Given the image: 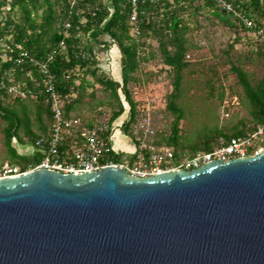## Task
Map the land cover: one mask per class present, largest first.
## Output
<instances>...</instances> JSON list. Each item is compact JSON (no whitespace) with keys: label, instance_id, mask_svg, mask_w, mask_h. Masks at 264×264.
Masks as SVG:
<instances>
[{"label":"water","instance_id":"95a60500","mask_svg":"<svg viewBox=\"0 0 264 264\" xmlns=\"http://www.w3.org/2000/svg\"><path fill=\"white\" fill-rule=\"evenodd\" d=\"M0 264H264V149L152 177L0 179Z\"/></svg>","mask_w":264,"mask_h":264},{"label":"trees","instance_id":"16d2710c","mask_svg":"<svg viewBox=\"0 0 264 264\" xmlns=\"http://www.w3.org/2000/svg\"><path fill=\"white\" fill-rule=\"evenodd\" d=\"M136 1L137 20L136 24H132L130 22L133 10L131 0H107L106 2L102 0H0V13H3L6 9L8 10L6 11L7 17L3 20L0 19V40H4L13 47V58L10 61L2 62L0 56V83L3 81L6 85V88H2L0 85V118L5 122L2 129L3 142L12 159V164L19 166L24 171L41 160L42 155L38 152H34L29 156L17 154L13 142L16 141L22 146L34 148L35 140L39 135L47 132L51 119L49 107L43 101L40 87L36 86L29 77H25V71L30 69L36 80H39V75L28 64L19 66L15 63L14 60L18 55L15 45L21 46L36 61H43L48 54L54 52L53 61L49 64V71L56 76L57 88L60 91H73V83L77 79L75 69L77 67L79 69L86 68L88 70L86 74L95 77L97 82L104 85L105 89L109 90L117 101L118 109L112 113L110 124L123 113V107L117 94L118 87L121 85L130 113L128 120L121 124V129L124 134L130 137L129 126L141 113L135 109V104L131 100L126 86L131 80L132 74L138 69L139 54L146 45L144 38L153 37L160 42L164 64L174 71L173 91L167 104V109L173 113L174 120L170 135L166 139L167 147H172L176 153L184 152L183 147L189 148L190 154L198 151L207 152L216 146L219 139L229 140L246 132L248 128L245 129V125L242 124L241 129L228 135L221 130H217V137L211 138L215 141L213 144L210 140V133L204 136L201 145L196 143L183 145L179 143L178 122L183 117V112L175 101L180 95L181 72L187 65L184 61L186 51L184 44L186 40L183 38L185 26L182 25V14L191 5L185 4L189 0H172V4L168 0ZM222 1L232 4L235 9L250 21H253L255 26L246 28L242 23H239V20H235V23L231 22L229 18L232 15L222 10L214 0H202L201 7L210 8L212 13L221 21L226 22L231 27L237 24L244 31H256L260 26L257 27L255 22L264 24V0ZM201 7L196 8L194 11L197 12ZM87 8H89L88 11ZM82 19L85 21L82 22ZM38 20L40 21L38 22ZM66 24L69 25V28H65ZM261 27L264 34V26ZM135 28L138 31L134 32L136 37H133L130 35V31ZM80 33L89 34L93 41H96L100 35L105 34L117 45L122 55L120 60L121 84L111 79L98 78L95 70L88 69L92 50L91 48L80 49ZM165 37H169V41H164ZM169 45L172 46L173 50L167 49ZM232 70L236 73L245 97L251 106L249 110L251 118L249 120L252 124L250 130H253L264 123V77L251 85L241 69L232 66ZM5 71L14 79L12 84L23 83L24 87L21 89L29 94L26 99H32L30 97L31 93L36 95L35 99L31 101L35 106V119L40 128L39 133L34 132L31 128L26 108L22 104L25 99H14L20 110L2 104L4 99L11 97L7 92V88L11 84L8 83V78L4 76ZM66 76H68V79L65 78ZM72 108L73 104L71 102L65 110L66 114ZM43 117L47 120L45 124L42 121ZM21 127L24 129V135L30 141L29 145L25 144L19 135ZM160 145L157 140L156 146ZM66 146H68V143ZM112 159L114 162L125 160L124 158L120 159L117 154H113Z\"/></svg>","mask_w":264,"mask_h":264},{"label":"rangeland","instance_id":"374dc122","mask_svg":"<svg viewBox=\"0 0 264 264\" xmlns=\"http://www.w3.org/2000/svg\"><path fill=\"white\" fill-rule=\"evenodd\" d=\"M168 1L173 3L172 0ZM201 1H187L185 4H190L191 7L182 14V25L185 26L183 38L186 40L184 61L187 65L181 72L180 95L175 102L183 112V117L178 122L179 143L183 145H201L206 134L210 133L212 140L211 138L217 137V130L228 135L241 129L242 124L245 129H251V106L232 66L241 69L251 85L264 77V34L261 27L264 24L255 22L257 27L260 26L256 31H244L237 24L231 27L215 16L210 8H202ZM198 7L201 9L195 12ZM6 11L8 10L0 13L1 20L7 17ZM229 20L235 23L234 18L230 17ZM135 29L130 31L133 37H136ZM79 36L80 49L92 50L88 69L95 70L98 78L111 79L121 84L122 55L117 45L105 34L100 35L96 41L89 34L80 33ZM168 39L169 37H165L164 41H169ZM144 41L146 45L139 54L138 69L132 74L126 89L135 109L153 119L156 129V135L152 137L153 144L156 145L158 140L160 146H168L166 139L170 135L174 115L167 109V104L173 91L174 71L163 62L159 40L147 37ZM167 49L173 50L171 45ZM86 71V68L75 69L77 79L74 80V88L72 87L73 108L69 114L86 124L100 119L102 113L111 121L112 113L118 109L117 101L104 85L86 74ZM22 84L16 83L21 88L24 87ZM117 94L123 113L112 123L111 143L118 138L129 139L121 129V124L128 120L130 114L121 85ZM32 99L25 98L22 104L26 108L32 130L39 133ZM2 104L20 110L13 96L4 99ZM42 121L47 123L44 117ZM4 126L5 122L0 118V163H12L3 142ZM19 135L25 144H30L23 127L19 130ZM214 142L212 140V144ZM14 145L18 153L19 143L15 142ZM183 149L189 152V148ZM116 152L120 159H127V154L122 150Z\"/></svg>","mask_w":264,"mask_h":264},{"label":"built area","instance_id":"2783aa9c","mask_svg":"<svg viewBox=\"0 0 264 264\" xmlns=\"http://www.w3.org/2000/svg\"><path fill=\"white\" fill-rule=\"evenodd\" d=\"M218 6L232 15L236 21L246 28L255 26L240 11L230 3L222 0H214ZM132 14L130 22L136 24L137 1L131 0ZM65 28H69L66 24ZM135 31H138L137 28ZM18 55L15 63L19 66L28 64L39 75L36 80L30 69L25 71V77H29L36 86L40 87L43 101L49 107L50 124L45 134L39 135L34 142V152L42 155L41 160L22 171L8 161L0 163V179H8L21 176L30 171L45 169L64 175H81L99 171L106 167H119L126 174L134 177H152L162 173L177 170L191 171L211 161L221 160L223 163L231 159H243L253 157L264 149V123L255 129H247L246 132L229 140L219 139L212 150L198 151L190 154L187 151L176 153L172 147L156 146L152 137L155 135L153 119L142 113L129 126L130 138L134 143L133 157L122 162H114L113 154H117L110 140L111 126L108 116L102 113L100 119L89 124L82 123L77 117L66 114V108L72 102V91H60L57 88V78L49 71V64L53 61L54 52L48 54L43 61H36L21 46L15 45ZM13 47L0 40V56L2 62L10 61ZM8 78L7 92L15 98L25 99L27 94L21 87L12 84L14 79L5 71ZM68 79V76L65 77ZM2 88L6 85L2 81ZM35 99L36 95L31 93ZM68 143V146L66 144Z\"/></svg>","mask_w":264,"mask_h":264},{"label":"crops","instance_id":"0c3cea01","mask_svg":"<svg viewBox=\"0 0 264 264\" xmlns=\"http://www.w3.org/2000/svg\"><path fill=\"white\" fill-rule=\"evenodd\" d=\"M120 134H121V132H120ZM15 142L16 141L13 142V145L15 144ZM112 145H113L114 150H118L119 152L122 150L123 153L127 154V155H125V156H128L127 159H130V157H132L134 152H135V146H134V143L130 137H129L128 141L125 140L124 138H118V139L114 140V142H112ZM19 148H18V153H17L19 155L29 156L32 153H34V149L32 147L22 146L19 144Z\"/></svg>","mask_w":264,"mask_h":264}]
</instances>
